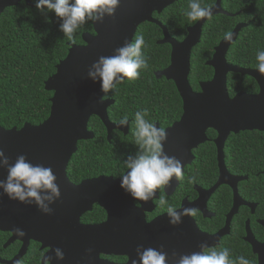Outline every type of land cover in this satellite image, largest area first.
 <instances>
[{
  "label": "water",
  "instance_id": "95a60500",
  "mask_svg": "<svg viewBox=\"0 0 264 264\" xmlns=\"http://www.w3.org/2000/svg\"><path fill=\"white\" fill-rule=\"evenodd\" d=\"M177 1L121 0L113 17H105L103 22L92 24V35H82V46L69 47L65 59L59 62L55 73L44 83V90L52 93L48 118L37 126L24 124L19 130L0 128V149L4 150L10 162H14L18 155L23 154L33 164L50 166L58 177L57 183L60 188V198L50 205L53 208L50 215L41 213L34 204L25 205L9 200L0 191V232L11 235L5 247L16 241L23 243L18 256L7 264H17L31 241L40 244L42 250L49 249L46 255L52 258L51 264H74L71 261L72 245H79L81 240L78 239L89 234L102 238L107 253L119 251L116 238L121 236L118 229L124 226H121L114 213L118 206L128 204L132 207L134 202L142 206L141 209H135V219L139 221L129 226L135 229L125 232L123 236L145 235L149 239L152 238L150 241H154L155 244L164 242L173 244L180 235L194 232L200 242L208 240L207 236L200 235L190 216L185 218V228L184 224L169 225L167 215L146 224L142 211L152 212L154 209L152 202L158 197L148 202L133 201L119 187V179L99 177L75 186L69 182L66 174L67 167L77 152L78 143L94 139L93 134L88 131V123L92 117L100 120L105 127L108 142H111L113 131L128 135V125L121 127L109 121L107 110L114 101L100 102L99 98L104 94L100 91L98 82L94 83L87 78V70L98 57L110 56L113 50L122 46L126 40H133L138 27L144 23L154 24L162 30L163 39L157 42L158 45L170 46L169 66L161 72H156L155 78L173 82L182 102L180 120L166 128L168 137L164 151L180 159L184 169L193 160L191 151L207 141L206 132L212 130L217 135L214 144L220 179L212 190L204 193L206 198L220 185L231 184L232 177L228 175L224 162V145L227 138L231 134L238 135L242 132L264 133V74L258 73L256 69H243L228 64L226 61L230 47L246 25H237L232 31L233 39L230 42L223 39L214 49L212 58L206 63L213 70V77L210 81L201 83L200 92L196 93L188 81L190 56L192 49L200 42L203 25L209 19L197 21L194 26L187 29V35L182 42L175 41L167 29L153 19V14H161ZM20 2L30 6V0H0V16L4 10ZM221 2L222 0H216L212 7V17L228 16L221 9ZM228 74L253 79L258 92L256 94L239 92L230 98L227 91ZM6 175V170L0 168V180ZM234 180L241 181L236 178ZM171 185L164 190L167 195L176 188L177 181L173 179ZM94 203L105 206L109 215L108 221L98 227L79 228L77 221L80 215L88 211ZM191 205L195 207V203ZM237 206L238 203L235 202L229 217L236 213ZM15 228L22 229L26 235L24 237L14 235ZM214 239L217 238L212 240ZM56 247L63 250V260H57L54 252L50 251ZM253 251L259 255V264H264V244L262 259L259 246L253 245ZM74 257L79 255L74 254ZM91 257H95L94 254Z\"/></svg>",
  "mask_w": 264,
  "mask_h": 264
},
{
  "label": "trees",
  "instance_id": "16d2710c",
  "mask_svg": "<svg viewBox=\"0 0 264 264\" xmlns=\"http://www.w3.org/2000/svg\"><path fill=\"white\" fill-rule=\"evenodd\" d=\"M189 0H178L161 14H153L177 42L186 37V30L197 22H191L183 14ZM202 6L215 5L216 0H201ZM35 6L36 0L33 1ZM221 9L226 15L211 17L203 25L200 42L192 49L190 57L189 85L193 91H199V85L213 77V70L206 65L212 58L214 49L224 39L225 32H231L239 24L246 25L234 44L230 47L226 60L229 64L244 69H256V52L264 50V0H222ZM59 19L55 14L46 15L34 8L21 5L5 10L0 16V128L21 129L24 124L37 126L42 124L50 113L52 93L44 90V83L55 73V68L65 59L71 45L81 46L83 34H93L92 24H85L82 31L68 41L59 30ZM143 35L145 39L144 55L148 68L141 71L139 79L126 80L117 89L108 94L107 99L114 105L107 110L108 119L113 124L123 117L129 118V133L124 136L118 131L112 133V140L106 139V131L100 120L92 117L88 130L94 139L79 142L68 168V179L78 183L82 179L105 175L118 177L122 171V160L136 151L133 145L134 113L147 108L153 123L160 127H169L178 121L182 114V102L171 81L157 80L155 73L169 66L170 47L158 45L162 40V30L149 23L142 24L134 37ZM133 39V40H134ZM227 91L231 97L239 92L256 94L258 87L247 76L229 74ZM215 133L208 135L213 139ZM200 161L189 168L192 172L216 173V158L211 144L203 146ZM225 163L231 167L238 162L247 167L249 173L264 171V133L243 132L230 135L225 149ZM264 189V177H262ZM0 234V250L6 240ZM13 250V252H12ZM17 248H11L13 254Z\"/></svg>",
  "mask_w": 264,
  "mask_h": 264
},
{
  "label": "clouds",
  "instance_id": "9594fccd",
  "mask_svg": "<svg viewBox=\"0 0 264 264\" xmlns=\"http://www.w3.org/2000/svg\"><path fill=\"white\" fill-rule=\"evenodd\" d=\"M120 3L121 0H36L35 7L45 15L48 12L54 13L60 21L59 30L68 41H73L75 34L82 31L85 24L103 22L105 17H113ZM183 14L189 21L196 22L211 19L213 10L210 6H202L201 0H189ZM232 39L233 33H224L225 42ZM144 47V36L138 35L134 40H126L122 46L115 48L112 55L100 56L89 66L87 78L94 83L98 82L100 91L104 94L99 98L101 103L124 82L125 78L139 79L141 71L148 68ZM255 59L256 70L264 74V50H258ZM148 117L147 108L134 113L133 145L136 151L122 160V171L118 175L119 187L133 201L139 202L152 201L157 197L158 190L172 186L173 179L175 181L184 179L181 160L164 151L168 137L166 129L157 127ZM128 124L129 118L123 116L117 125L124 127ZM0 168L5 169L7 173L6 177L0 180V191L3 195L9 200L25 205L34 204L45 215L52 214L53 208L50 205L59 200L60 188L57 183L58 177L50 166L33 164L23 154L18 155L14 162H10L4 150L0 149ZM188 182L194 183L195 177H189ZM159 205L166 209L168 223L171 226L179 225L186 216H196L199 213L195 207L177 209L168 202L165 195H159ZM13 233L18 237L26 235L20 228H15ZM198 247L199 251L182 254L178 258L175 252L171 255L175 258L176 264H251L244 255L233 259L226 247L222 249L210 247L206 241L201 242ZM50 251L54 252L57 260L64 259L61 248H51ZM135 253L136 258L131 259V264H169V254L163 250V245L159 248L137 245ZM51 261V257L42 255L41 264H51Z\"/></svg>",
  "mask_w": 264,
  "mask_h": 264
},
{
  "label": "flooded vegetation",
  "instance_id": "af4514ba",
  "mask_svg": "<svg viewBox=\"0 0 264 264\" xmlns=\"http://www.w3.org/2000/svg\"><path fill=\"white\" fill-rule=\"evenodd\" d=\"M33 1L34 0H30V6H27L25 2H20L14 7L7 8L6 11L18 8L21 5L27 8H34L35 6ZM194 92L199 93L200 88L199 91ZM155 124L160 127L158 123L155 122ZM171 126L166 128H170ZM211 132L214 131L208 130L206 132L207 141L204 144L191 151L193 160L190 165L183 169L184 179L177 181V186L173 191H171L170 195H167L164 190H158V198L154 199L152 202L154 209L150 213L143 210L142 217L144 222L149 224L156 218L167 215L166 209L159 205V195H165L168 202L177 209L182 208L183 203H185L184 207H192L190 204L195 203V208L199 210V213L196 216L190 217L194 221L200 235L202 234L207 236L208 240L206 242L208 246L215 247L217 249L226 247L230 250V255L233 259H235L237 256L244 255L247 259H249L251 264H259L260 258L259 255L253 251V245L259 246L262 259V245L264 244V189H262V177H264V171L254 173L252 175V172L249 173V171H246L248 166L241 167L239 163L235 161L231 167H228L225 163L226 171L228 175L232 177L231 184L220 185L218 188H216V191L212 195L206 198L204 193L212 190V188L215 187L220 179L217 162V150L214 144L217 135L214 132L215 137L213 139H209L208 135H210ZM91 133L93 134V132ZM121 134L124 135L123 133ZM107 135L108 134L106 131V139ZM206 144H211L214 147L217 164L215 176H213L212 172H192L191 175L195 176V182L189 183V177L192 176H190L187 171L189 168H193L192 165L200 161L198 158H201L202 155H198L196 153L199 150L204 152L203 146ZM99 177H111L113 179H119L118 177L114 178L112 176L97 175L95 177L82 179L78 183H73L69 179L68 180L72 185L77 186L84 181L97 179ZM235 178L240 179L241 181L237 182L234 180ZM235 193L237 195L236 198ZM235 202L238 203V206L236 207V213L229 217L231 211L234 209ZM132 207H130L128 204L125 206L121 205L118 206L117 211L114 213L118 219V222L121 223V226H124L118 229V233L121 236L116 238V243L120 247L119 251L115 250L112 253H107V248L102 244V238H98L95 234H89L78 239V241L81 240L79 245H72L73 255L71 257V261L74 264H84L86 262H88V264H131V259L136 258L135 249L137 245L153 248H159L161 245H163V250L169 254V264H176L175 258H173L171 255L173 252L177 253L178 258L179 255L190 254L192 252L199 251L198 245L201 242L194 232L189 235H180L178 240H175L177 242L173 244H169L167 242L155 244L154 241H150L153 240L152 238L149 239L145 235L123 236L125 232L135 229L134 227L129 226H133L136 224L135 221H139L135 219V209H141L142 206L138 202H134ZM108 217L109 215L105 206L101 205L100 203H94L91 205L88 211H85L80 215L77 221V226L79 228L102 226L108 221ZM185 218L186 217H184L183 221L179 224L180 226L185 223ZM0 234H5L7 237L4 241V244L1 246L0 264H7L18 256L23 247V243L16 241L5 247L7 242L10 240L11 235L9 233L2 232H0ZM210 238L211 240H209ZM213 238L217 239L212 240ZM164 241H166V239H164ZM11 248H17V251L12 254L10 252ZM48 251L49 249L42 250L40 244L31 241L27 246L24 256L18 261L20 264H41L42 255H46ZM74 254L79 255V257H74ZM92 254H94L95 257H91Z\"/></svg>",
  "mask_w": 264,
  "mask_h": 264
}]
</instances>
